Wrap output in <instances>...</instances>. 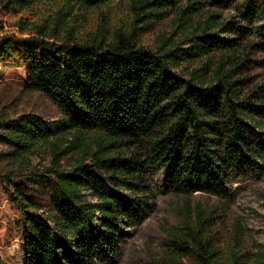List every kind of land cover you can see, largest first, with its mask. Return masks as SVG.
I'll return each instance as SVG.
<instances>
[{"label":"trees","instance_id":"obj_1","mask_svg":"<svg viewBox=\"0 0 264 264\" xmlns=\"http://www.w3.org/2000/svg\"><path fill=\"white\" fill-rule=\"evenodd\" d=\"M110 1L0 0V15L61 5L54 24L25 37L5 33L0 17V63L24 64L31 87L62 112L53 120L35 113L0 120L8 156L28 163L47 148L52 157L29 174L0 172L21 211L25 264H117L126 228L154 208L158 192L149 181L158 174L172 193L221 197L231 175L264 174V100L245 94L253 62L246 52H264V0H182L179 37L156 50L140 44L136 28L110 39L61 33L64 16ZM178 1L135 0L134 8L144 10L137 18H163ZM153 7L159 11H147ZM90 133L98 137L93 148ZM74 150L79 157L63 166ZM44 185L48 215L30 197ZM195 214L170 236L173 249L198 264H221L212 225L200 206ZM237 256L226 264H264V242L255 241L245 261Z\"/></svg>","mask_w":264,"mask_h":264},{"label":"rangeland","instance_id":"obj_2","mask_svg":"<svg viewBox=\"0 0 264 264\" xmlns=\"http://www.w3.org/2000/svg\"><path fill=\"white\" fill-rule=\"evenodd\" d=\"M134 1L111 0L95 9L76 10L70 16L63 17L61 33L65 34L67 28H72L82 38L104 35L110 39L118 31L131 32L136 28L140 44L154 50L166 38L179 37V8L184 1L167 4L163 8V18L154 15L137 18L144 10L135 9ZM60 8V4L47 3L31 11L19 9L1 14L3 31L24 37L33 35L37 25L54 24ZM147 11L159 10L153 7ZM234 14V9L227 10L224 17ZM246 53L253 62L246 72L250 83L245 94L264 100V52L252 50ZM25 113H35L48 120L62 117L59 106L53 100L31 87L24 64L16 65L14 61L0 63V120ZM88 138V145L92 147L98 137L90 133ZM10 149L0 141V172L3 174H29L51 166L52 157L47 148L41 149L28 163L8 156L6 152ZM80 153L74 150L66 155L62 165L71 166ZM149 183L158 192L154 208L145 212L140 221L126 228L124 240L115 254L117 264H198L196 256H178L169 239L173 234H182L188 225L195 222L197 206L202 208L208 223L212 225L221 264H226L232 256L237 255L240 261H245V255L253 251L254 242H264V174L231 175L227 197L207 192L188 195L172 193L165 189L161 174ZM5 186L0 181V254L6 264H25L23 227L18 224L21 211L11 202ZM30 197L40 213L49 214L52 206L47 186L31 189Z\"/></svg>","mask_w":264,"mask_h":264}]
</instances>
